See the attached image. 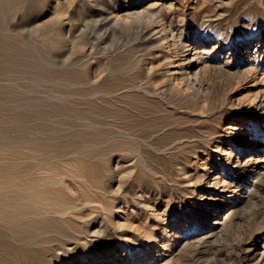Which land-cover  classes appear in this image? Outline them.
<instances>
[{"label": "rangeland", "instance_id": "1", "mask_svg": "<svg viewBox=\"0 0 264 264\" xmlns=\"http://www.w3.org/2000/svg\"><path fill=\"white\" fill-rule=\"evenodd\" d=\"M22 4L23 7L19 5L21 9L16 7L9 13L7 21L3 23L9 30L2 27L0 35L3 37L5 32H9L5 34L8 39H15V44L23 41V45L16 44L18 54L26 58L40 54L49 62L46 68H35L37 72H41L38 75L31 69L32 63L24 61L23 64L16 60V67L4 70L0 75V90L2 88L3 91H0V101L3 102H0V228L2 224L4 226L0 229V264H249L239 253V249L244 241L253 248H264V178L262 182L255 181L259 185L256 191L243 196V191L239 192L236 198L238 212L233 223L216 243L189 245L182 239L181 233L190 230L193 219L203 204L211 206L201 199V194L205 193V181L202 180L217 172L223 176V171L231 168L223 166L231 158L229 155L225 156L223 150L229 144L238 146L242 142L231 136L233 131L227 133L226 126L231 123V118H244L249 125H255L257 133L260 132L259 115L252 113L250 107L254 93L251 90L259 88L261 84L247 79L237 86L241 73L240 76L212 75L209 76L212 82L208 77L209 92L205 95L196 92L181 80L182 70L178 61L185 48H181L176 36L181 34V39L187 41H206V47L221 42L223 48L221 54L217 55L220 66L228 61L231 51H239L241 44H252L250 56L256 57V60H250L255 62L260 74L264 72V42L258 48L255 46L264 32V0H24ZM152 4H156L155 9L151 8ZM127 6H137L140 10L147 8L152 13L138 20L132 18L127 23L116 24L114 20L117 15L120 16L122 9ZM206 20L212 23V28H206L207 33L204 32L206 25L202 24ZM170 26L175 32L174 38L165 30ZM6 35L4 39L7 38ZM159 38L162 40L158 41ZM20 58L22 57L19 55ZM234 62L232 59L224 67L232 68ZM58 67L63 68L60 71ZM61 77L70 86H66V83L49 85ZM28 80L32 82L31 86ZM39 80L42 83L38 84ZM229 85L231 89L237 87L233 89L234 92L229 89ZM17 88L20 90L17 91ZM48 88L52 91L47 92ZM56 89L58 90L55 91ZM162 91L165 102L152 96ZM57 92L60 94H56ZM230 94L238 99L235 102L239 106L234 107L235 104L228 98ZM66 95L69 97L66 98ZM87 95L91 97H85ZM94 95L96 96L93 97ZM32 99L34 101H30ZM45 109L48 110L44 111ZM50 120L51 124H48ZM9 122L12 126L8 125ZM17 122L19 125L15 124ZM115 122L121 125H115ZM108 126H113V130H108ZM87 128L89 129L86 130ZM65 129H68L67 133ZM39 136H42L41 139ZM111 137L114 142L116 140L115 143L111 142ZM126 138L131 139L129 141L132 145L128 142L127 146V141L124 142ZM24 139L27 141L24 142ZM120 142L126 147L120 145ZM243 143L251 148L248 139ZM149 146H155V149H150ZM14 152L17 154L13 155ZM16 156V159L13 158ZM18 159L22 161H17ZM117 161L122 169L116 175L114 169ZM22 167L24 169L20 170ZM16 169L21 172L18 174ZM21 176L25 177L22 181ZM15 177L19 179L16 180ZM195 178L199 181L197 186L194 185ZM248 178H253V174L248 176L244 173L240 177L241 184L245 185ZM253 180L250 179L251 182ZM16 191H25V196L26 193L28 196L25 198L30 197L31 202L39 203L40 208L37 204L33 206L37 205L39 209H36H42L41 212L38 213L29 204L27 206L25 202H30L29 199H17ZM231 191L233 190L226 191L214 204L215 210L226 207V200L232 196ZM36 194L42 196L40 199L46 200H40ZM246 195L251 198L247 199ZM39 214L42 215L38 216ZM9 218L23 221L28 227L26 232L22 235L14 234L12 227L16 222ZM212 220L214 217L207 216L204 223L211 225ZM96 231L99 233H95ZM10 236L13 240L9 239ZM13 241L20 244L16 245ZM14 254L17 255L16 261ZM203 254L206 255L203 257ZM228 254L235 258L227 261ZM253 263L262 264L263 261L261 263L260 260H254L250 264Z\"/></svg>", "mask_w": 264, "mask_h": 264}, {"label": "bare ground", "instance_id": "2", "mask_svg": "<svg viewBox=\"0 0 264 264\" xmlns=\"http://www.w3.org/2000/svg\"><path fill=\"white\" fill-rule=\"evenodd\" d=\"M23 1L24 0H0V32H2L1 30L6 26V24H4L5 26H3V23H4V21L6 20V18H7V16H9V13L14 9V8H16V7H19V5H21L22 3H23ZM27 1V0H26ZM31 3V2H30ZM38 3V2H37ZM23 5V4H22ZM21 5V6H22ZM25 5V4H24ZM155 5L156 4H152L151 5V8H154L155 7ZM20 6V7H21ZM19 7V9H21ZM23 7V6H22ZM150 7V6H149ZM170 8V7H169ZM122 9V8H121ZM155 9V8H154ZM16 10V9H15ZM14 12V11H13ZM116 12V11H115ZM114 12V13H115ZM149 13H152V11L151 10H149V9H147V8H143V9H141L140 10V8L139 7H137V6H127V7H124L123 9H122V14L120 15V16H118L117 15V19H115V17H114V21H115V23L116 24H119V23H127L128 22V20H130V19H141V18H143L144 16H147ZM159 13V14H158ZM157 14L158 15H160V12H158ZM12 15H13V13H12ZM154 15V14H153ZM115 16H116V14H115ZM149 16V15H148ZM161 16V15H160ZM162 17V16H161ZM164 19V18H163ZM148 20V19H147ZM7 21V20H6ZM133 21V20H132ZM136 21V20H135ZM8 22H10V21H8ZM134 22V21H133ZM149 22V21H148ZM158 23V22H157ZM165 23H163V25H164ZM202 24H205L206 26H205V28H204V32L205 33H207V29H210V28H212V23L210 22V21H208V20H206V21H204ZM128 25V24H127ZM3 27V28H2ZM40 27V26H39ZM159 27V26H158ZM165 27V26H164ZM162 28V27H161ZM165 28H167V27H165ZM207 28V29H206ZM5 29H7V30H9L8 28H6L5 27ZM157 29V28H156ZM44 30V29H43ZM47 30V29H46ZM52 30V29H51ZM162 30H163V28H162ZM165 30H168V32H169V35L171 34L172 35V37L174 38V30L171 28V26L168 28V29H165ZM203 30V29H202ZM4 31H6V30H4ZM159 31H160V29H159ZM41 32V31H40ZM40 32H37V33H40ZM47 32V31H46ZM6 33V32H5ZM3 34L4 36L7 34V33H9V32H7L6 34ZM12 33V32H11ZM163 33V32H162ZM50 34V33H49ZM14 36H16L15 34H13ZM36 35V34H35ZM161 35V34H160ZM165 35V34H164ZM167 35V34H166ZM2 35H0V37H1ZM3 36V37H4ZM8 35H6V37H7ZM39 36H40V34H39ZM42 37H43V35H41ZM52 36V35H51ZM3 37H1L3 40H1L0 39V57H1V59H0V75H1V73L5 70H7V69H9V70H11L12 69V67L14 68V67H16V65L18 64V63H16L15 61L17 60L18 62H21L22 61V63L24 62V61H28V62H30V64L32 63V68L31 69H33L34 70V72L36 71L37 72V69L35 70V68H38V67H40V66H44L45 68L48 66V62L49 61H47L46 60V58H44V57H42V56H40V54H39V56H27V58L24 56V55H22V54H18L17 53V50H18V46H16V44H19V43H16L15 44V42H14V40L15 39H8L9 37H7V38H3ZM12 37V36H11ZM18 37V36H17ZM16 37V39H20V38H17ZM44 37H47V36H44ZM49 37L50 36H48V39H49ZM12 38H14V37H12ZM169 38V37H168ZM176 38H178V41H179V45H181V48H185V50L183 51V50H181V51H183V52H181L180 54H181V57H180V60L178 61V65H179V68L182 70V74H181V80L185 83V85H187L189 88H191V89H194L196 92H198V93H200V94H203V95H205L207 92H209V90L207 89L208 88V86H209V81H208V77L209 76H214V75H217V76H222V75H226V74H230V76H232V75H239V73H241V76L238 78V79H240L238 82H236V85L238 86V84L240 83V82H242V81H245V80H247V79H251L253 82H256L257 83V81H259V83L261 84V86L259 87V88H255V89H253V90H251V91H253L254 93H253V96H252V98L253 99H251L252 101V106L250 107L251 108V112L252 113H255V114H258L259 115V124H260V132L259 133H257L256 132V130H255V125L253 124V126H251V125H249L248 123H246V121L244 120V118H241V119H237V117H232L231 118V123L229 124V125H225L226 126V130H227V133H228V131H230V132H232V137H235V138H238V139H240L242 142L238 145V146H232L231 144H229L228 146H227V149H225V150H223V152H224V154H225V156H227V155H229L230 157V159H228L226 162H224V164H223V166L224 167H229V166H231V168L230 169H226V170H224L223 171V173L225 174V175H223V176H221V174H219L218 172L217 173H215V174H212L211 176H209V177H207V178H205L204 176V178H205V180H202V181H205V188H204V190H205V193L203 192V194H201V199H202V201H207V202H209V204H211V206H205L204 204H203V206H201L200 207V209L198 210V213H197V216H195L194 217V219H193V222H192V224H191V228H190V230L188 229V230H185V231H183L182 233H181V237H182V239L183 240H185V241H187V242H185L186 244H192V243H197L198 245H201V244H204V245H208V244H213V243H216V241L218 240V238L226 231V229H227V227L228 226H230L232 223H233V219L235 218V216H236V214H237V209H236V207H237V205H238V201H236V198H237V196H239V192H242L243 191V193H242V196L244 195V194H249L251 191H253V190H255L256 191V189L257 188H259V185H256V184H258V183H255V181L257 180V181H259V182H262L261 180L264 178V72H262V73H260V74H258V72H259V70H258V68L256 67L257 65L255 64V62L253 63L250 59H253V60H256V57H252L251 58V56H250V51H249V49H250V45H252V44H249L248 46H244V44H241L239 47H238V49H239V51L238 52H236V53H233L232 51L230 52V54H229V56L227 57V62L223 65V66H220L219 65V63L220 62H218V57H217V55H220L221 54V49L223 48V46H222V44H221V42H217L216 44H213L211 47L209 46V47H206L207 46V43H206V41H197V40H185V39H181L182 38V35L181 34H177V36H176ZM38 39V38H37ZM44 39V38H43ZM42 39V40H43ZM164 39V38H163ZM41 40V41H42ZM47 40V39H46ZM160 40H162V38H159L158 39V41H160ZM183 40V41H182ZM41 41H39V42H41ZM53 41V40H52ZM171 41V40H170ZM22 43H20L21 45H23V41H21ZM26 42V41H25ZM27 42L29 43V41L27 40ZM36 42V41H35ZM34 42V43H35ZM208 42V41H207ZM264 42V32L261 34V37L259 38V41L256 43V46H255V48H258L262 43ZM44 43V42H43ZM45 43H46V41H45ZM171 43V42H170ZM182 43V44H181ZM19 44V45H20ZM32 44H33V41H32ZM37 44V43H36ZM35 44V45H36ZM25 45H27V44H25ZM45 45V44H44ZM43 45V46H44ZM47 45H49V41H48V44ZM171 45V44H170ZM178 45V46H179ZM28 47H29V45H27ZM26 46V47H27ZM37 46V45H36ZM35 46V47H36ZM160 46H161V44H160ZM172 46V45H171ZM176 46V45H175ZM23 47H25V46H23ZM22 46H21V48H23ZM40 47H42V46H40ZM33 48V49H32ZM32 50H34L35 48H34V46H32ZM43 48H45V46L43 47ZM53 48H54V46H53ZM26 49V48H25ZM28 49V48H27ZM30 49V48H29ZM38 49H40V48H38ZM51 49V48H50ZM178 49V48H177ZM180 49V48H179ZM31 50V51H32ZM36 50V49H35ZM34 50V51H35ZM52 50V49H51ZM20 51V50H19ZM30 51V50H29ZM39 51V50H38ZM41 51V50H40ZM39 51V52H40ZM42 51H43V49H42ZM178 51V50H177ZM176 51V52H177ZM50 52V51H49ZM44 53H46V51L44 52ZM44 53H43V55H44ZM24 54V53H23ZM27 54V53H26ZM47 54V53H46ZM45 54V56L47 57V55ZM19 55L22 57V58H20L19 59ZM176 55V54H175ZM180 56V55H179ZM255 56V55H254ZM232 59H233V61L235 60V62H234V65L232 66V68H226V67H224V66H228L229 64H230V62L232 61ZM177 60V59H176ZM177 62V61H176ZM16 63V64H15ZM23 64H25V63H23ZM52 65V64H51ZM53 66V65H52ZM57 66V65H56ZM177 66V65H176ZM24 67V66H23ZM22 68V67H21ZM43 68V67H42ZM45 68H43V69H45ZM61 68H63V67H61ZM61 68H59L58 67V69L60 70ZM17 69V68H16ZM16 69H14V71L16 70ZM18 69H19V67H18ZM29 69V68H28ZM43 69H41L42 71H43ZM52 69V68H51ZM58 69H57V71H58ZM66 69V68H65ZM30 70V69H29ZM56 70V69H55ZM67 70V69H66ZM71 70V69H70ZM73 70V69H72ZM151 70V69H150ZM235 71V72H232V71ZM32 71V70H31ZM40 71V70H39ZM45 71V70H44ZM43 71V72H44ZM61 71V70H60ZM242 71V72H241ZM262 71H264V70H262ZM116 72V71H115ZM114 72V73H115ZM6 73V72H5ZM22 73V72H21ZM38 73V75H39V73H41V72H37ZM63 73V72H62ZM70 73V72H69ZM114 73H112L111 72V74H114ZM7 74V73H6ZM5 74V75H6ZM10 74V73H9ZM13 74V73H12ZM18 74H19V72H18ZM17 74V75H18ZM29 74V73H28ZM43 74V73H42ZM47 74V73H46ZM65 74V73H64ZM68 74V73H67ZM116 74V73H115ZM118 74V73H117ZM5 75H3V76H5ZM8 75V74H7ZM21 75V74H20ZM27 75V74H26ZM30 76L32 75V74H29ZM34 75V74H33ZM36 75V74H35ZM34 75V76H35ZM44 75V74H43ZM48 75V74H47ZM47 75H46V77H47ZM55 76V75H54ZM119 76V75H118ZM10 77H12V76H10ZM123 77V76H122ZM216 77V76H215ZM0 78H2V77H0ZM5 78V77H4ZM7 78H9V76L7 77ZM16 79H17V77H15ZM25 78V77H24ZM24 78H22V79H24ZM40 78H42V77H40ZM39 78V79H40ZM51 78V77H50ZM218 79H219V77H217ZM223 78V77H222ZM260 78V79H259ZM15 79V80H16ZM34 79V78H33ZM33 79H32V81H33ZM37 79H38V77H37ZM53 79V78H52ZM51 79V80H52ZM116 79H117V77H116ZM211 79L212 78H210L209 77V80H210V82H212L211 81ZM259 79V80H258ZM42 80H44V79H42ZM49 80V79H48ZM51 80H50V82H51ZM57 81L55 82V80H54V82H52V83H50L49 85H51V84H53V83H66V86L67 85H69L70 86V84L68 83V82H65V80H63L62 79V77L61 78H57L56 79ZM175 80H176V78H175ZM179 80V79H178ZM36 81V80H35ZM45 81V80H44ZM53 81V80H52ZM66 81H68V80H66ZM70 81V80H69ZM76 81V80H75ZM180 81V80H179ZM181 81V82H182ZM208 81V82H207ZM229 81V80H228ZM2 81H0V83H1ZM8 82V81H7ZM9 82H11V81H9ZM17 82V81H16ZM27 82H29L30 83V86H31V84H32V82H30L29 80L27 81ZM40 80H39V83L38 84H40ZM71 82V81H70ZM125 82V81H124ZM182 82V83H183ZM219 82H221V81H219ZM232 82V81H231ZM235 82V81H234ZM248 82V81H247ZM35 83V82H34ZM42 83V82H41ZM46 82H44L43 84H44V86L46 85L45 84ZM97 83V82H96ZM96 83H94V84H96ZM214 83H216V82H214ZM5 84H6V81H5ZM20 84V83H19ZM25 84H27L26 82H25ZM36 84V83H35ZM34 84V86H37V85H35ZM74 84V83H73ZM76 84V83H75ZM74 84V85H75ZM88 84H90V83H88ZM120 84V83H119ZM216 84H219V83H216ZM231 84V83H230ZM233 85H235L234 83H232ZM247 84V83H246ZM255 84V83H254ZM1 85V84H0ZM15 85H16V83H15ZM24 85V84H23ZM81 85H82V83H81ZM91 85V84H90ZM97 85V84H96ZM96 85H94V86H96ZM179 85V84H178ZM184 85V86H185ZM240 85V84H239ZM256 85V84H255ZM258 85V84H257ZM10 86V85H9ZM41 86V85H40ZM53 86H55L56 87V85H53ZM63 86H65V85H63ZM63 86H62V88H63ZM79 86V85H78ZM85 86H87V85H85ZM111 86V85H110ZM224 86V85H223ZM230 86V85H229ZM252 86V85H251ZM3 87V86H2ZM18 87V86H17ZM20 87V86H19ZM18 87V88H19ZM28 87H29V85H28ZM33 87V86H32ZM57 87H60V85L59 86H57ZM88 87H89V85H88ZM91 87V86H90ZM97 87V86H96ZM170 87H172V86H170ZM211 87V86H210ZM217 87H219V85H217ZM244 87V86H243ZM256 87V86H255ZM8 88V87H7ZM15 88V87H14ZM17 88V91L18 90H20V89H18ZM21 88V87H20ZM46 88V87H45ZM45 88H43V89H45ZM70 88V87H69ZM73 88V87H72ZM108 88V87H107ZM134 88V87H133ZM132 88V89H133ZM235 88H237L236 86H235ZM235 88H232L231 89V86L229 87V89H231L232 90V92H234L233 91V89H235ZM8 89H10V88H8ZM29 89H31V88H29ZM28 89V90H29ZM37 89H38V87H37ZM36 89V90H37ZM41 89V88H40ZM49 89V88H48ZM65 90H66V88H64ZM91 89V88H90ZM97 89V88H96ZM102 89V88H101ZM116 89V88H115ZM139 89V88H138ZM7 90V89H6ZM13 90V89H12ZM21 90H22V88H21ZM27 90V89H26ZM26 90H24V91H26ZM46 90V89H45ZM58 89H56L55 91H57ZM118 90V89H117ZM190 90V89H189ZM214 90V89H213ZM230 90V91H231ZM250 90V89H249ZM0 91H2V88H1V90ZM4 91H5V89H4ZM24 91H22V93H24ZM41 91H43V90H41ZM52 91V90H51ZM50 91V89H49V91H47V92H51ZM61 91V90H60ZM73 91H74V88H73ZM94 91V90H93ZM101 91V90H100ZM103 91V90H102ZM108 91V90H107ZM134 91V90H133ZM169 91V90H168ZM192 91V90H191ZM217 91V90H216ZM229 91V92H230ZM3 92V91H2ZM21 92V91H20ZM20 92H18V94L20 93ZM61 92H64V91H61ZM72 92V91H71ZM76 92V91H75ZM81 92V91H80ZM96 92V91H95ZM105 92V91H104ZM121 92H122V90H121ZM142 92H143V90H142ZM147 91H145V93H146ZM167 92V91H166ZM218 92V91H217ZM250 92V91H249ZM13 93V92H12ZM17 93V92H16ZM16 93H15V95H16ZM28 93V92H27ZM39 93V92H38ZM38 93H36V94H38ZM54 93V92H53ZM52 93V94H53ZM60 94V92H57L56 94ZM68 93V92H67ZM70 93V92H69ZM68 93V94H69ZM74 93V92H73ZM118 93V92H117ZM116 92H115V94H117ZM152 93V92H151ZM171 93V92H170ZM228 92H226V94H227ZM29 94H30V92H29ZM35 94V93H34ZM55 94V95H56ZM58 94V95H59ZM67 94V95H68ZM77 94V93H76ZM95 94V93H94ZM103 94H105V93H103ZM114 94V95H115ZM229 94V93H228ZM233 94V93H232ZM249 94H252L251 92L249 93ZM25 95V94H24ZM43 95V94H42ZM62 95V94H61ZM66 95V98H68L69 96H67ZM70 95V94H69ZM92 95V94H91ZM112 94H110V96H111ZM118 95V94H117ZM148 95V94H147ZM146 94H145V96H147ZM150 95V94H149ZM163 95H164V92L162 91V92H160L159 94H152V96L153 97H155V99L157 98L159 101L160 100H163ZM208 95V94H207ZM206 95V96H207ZM218 95V94H217ZM1 96V95H0ZM39 96V95H38ZM44 96H45V94H44ZM53 96V95H52ZM65 96V95H64ZM77 96V95H76ZM79 96V95H78ZM77 96V97H78ZM96 95H94L93 97H95ZM100 96V95H99ZM105 96H106V94H105ZM109 96V95H108ZM211 96V95H210ZM225 96V95H224ZM228 96V95H227ZM12 97V96H11ZM37 97V96H36ZM61 97V96H60ZM70 97H72V96H70ZM79 97H81V95L79 96ZM78 97V98H79ZM85 97H91V96H85ZM84 97V98H85ZM98 97V96H97ZM102 97H104V96H102ZM226 97V96H225ZM1 98V97H0ZM28 98V97H27ZM46 98H47V96H46ZM49 98V100L51 99L50 97H48ZM47 98V99H48ZM56 98V97H55ZM65 98V97H64ZM65 98V99H66ZM83 98V99H84ZM147 98V97H146ZM200 98H202V97H200ZM205 98V97H204ZM228 98H230V100H231V103L232 104H235V106L234 107H237L236 105H238L239 106V104H237L238 102H235V100H238V99H235V96L234 95H229V97ZM18 99V98H17ZM53 99V98H52ZM58 99V98H57ZM73 99V98H72ZM81 99V98H80ZM86 99V98H85ZM92 99V98H91ZM110 99V98H109ZM111 99H112V97H111ZM203 99V98H202ZM209 99V98H208ZM1 100V99H0ZM27 100V99H26ZM37 100V99H36ZM40 100V99H39ZM55 100V99H54ZM61 100V99H60ZM82 100V99H81ZM201 100V99H200ZM204 100V99H203ZM207 100V99H206ZM20 101V100H19ZM28 101V100H27ZM30 101H34L33 99L32 100H30ZM43 101V100H42ZM46 101V100H45ZM51 101V100H50ZM61 101H63V99L61 100ZM76 101V100H75ZM110 101V100H109ZM164 101V100H163ZM197 101V100H196ZM229 101V100H228ZM243 101V100H242ZM241 101V102H242ZM1 102V101H0ZM6 102V101H5ZM21 102V101H20ZM48 102V101H47ZM56 102H58V101H56ZM71 102V101H70ZM165 102V101H164ZM1 103H3V102H1ZM23 103V102H22ZM38 103V102H37ZM37 103H34V104H37ZM42 103V102H41ZM67 103V102H66ZM72 103V102H71ZM70 103V104H71ZM81 103H82V101H81ZM108 103V102H107ZM110 103H112V102H110ZM228 103V102H227ZM230 103V104H231ZM10 104V103H9ZM16 104V103H15ZM50 104V103H49ZM63 104V103H62ZM78 104V103H77ZM5 105V104H4ZM19 105V104H18ZM40 105V104H39ZM80 105H82V104H80ZM164 105V104H163ZM12 106V105H11ZM38 106V105H37ZM63 106H65V105H63ZM62 106V107H63ZM70 106V105H69ZM77 106V105H76ZM232 106V105H231ZM242 106V105H241ZM14 107H15V105H14ZM17 107V106H16ZM22 107H24V105L22 106ZM40 107V106H39ZM49 106H47V108H48ZM78 107V106H77ZM233 107V106H232ZM1 108V107H0ZM4 108V107H3ZM25 108H26V106H25ZM28 108V107H27ZM26 108V109H27ZM30 108V107H29ZM239 108V107H238ZM249 108V107H248ZM20 109H21V107H20ZM24 109V108H23ZM31 109V108H30ZM35 109H37V108H35ZM39 109V108H38ZM44 109V108H43ZM60 109V108H59ZM96 109V108H95ZM146 109V108H145ZM8 110V109H7ZM34 110V109H33ZM40 110V109H39ZM48 110V109H47ZM46 109L44 110V111H47ZM54 110V109H53ZM127 110V109H126ZM6 111V110H5ZM12 111V110H11ZM36 111V110H35ZM42 111V110H41ZM51 111V110H50ZM75 111V110H74ZM78 111V110H77ZM76 111V112H77ZM90 111V110H89ZM131 111V110H130ZM129 111V112H130ZM256 111V112H255ZM18 112H19V110H18ZM23 112H25V111H23ZM38 112V111H37ZM37 112H36V114H37ZM117 112H119V111H117ZM135 112V111H134ZM10 113V111L8 112V114ZM79 113V112H78ZM91 113V112H90ZM112 113V112H111ZM22 114V113H21ZM20 114V115H21ZM26 114V113H25ZM41 114V113H40ZM44 114V113H43ZM49 114V113H48ZM110 114V113H109ZM136 114V113H135ZM243 114V113H242ZM11 115H12V113H11ZM11 115H9V116H11ZM17 115V114H16ZM15 115V116H16ZM39 115V114H38ZM90 115H92V114H90ZM96 115V114H95ZM120 115V114H119ZM24 115H22V117H23ZM31 116V115H30ZM37 116V115H36ZM54 116V115H53ZM87 116H89V114H87ZM113 116V115H112ZM7 116L5 115V117L4 118H6ZM25 117V116H24ZM35 117V116H34ZM42 117H43V115H42ZM49 117V116H48ZM134 117V116H133ZM146 117V116H145ZM37 118V117H36ZM55 118V117H54ZM58 118H59V116H58ZM79 118V117H78ZM95 118V117H94ZM131 118V117H130ZM248 118V117H247ZM246 118V119H247ZM15 119H16V117H15ZM37 119H39V118H37ZM133 119V118H132ZM250 119V118H249ZM4 120V119H3ZM45 121V123H47L46 122V119H44ZM48 120H49V118H48ZM47 120V121H48ZM79 120V119H78ZM90 120V119H89ZM98 120V119H97ZM129 120H131V119H129ZM251 120V119H250ZM5 121V120H4ZM12 121V120H11ZM33 121V120H32ZM35 121V120H34ZM43 121V120H42ZM135 121V120H134ZM141 121V120H140ZM148 121H150V120H148ZM8 122V121H7ZM16 122V121H15ZM28 122V121H27ZM104 122V121H103ZM111 122V121H110ZM121 122V121H120ZM130 122V121H129ZM128 122V123H129ZM132 122H133V120H132ZM155 121L153 120V123H154ZM22 123V122H21ZM39 123V122H38ZM43 123V122H42ZM79 123V122H78ZM105 123V122H104ZM113 123V122H112ZM119 123V122H118ZM123 123V122H122ZM125 124H127V122H124ZM142 123V122H141ZM156 123V122H155ZM255 123H256V121H255ZM11 123L9 122V124L8 125H10ZM14 124V123H13ZM15 124H18V122L17 123H15ZM28 124V123H27ZM40 124V123H39ZM48 124H51V120H50V123H48ZM88 124V123H87ZM91 124V123H90ZM109 124V123H108ZM130 124V123H129ZM134 124V123H133ZM138 124V123H137ZM145 124V123H144ZM143 124V125H144ZM159 124V123H158ZM160 124H162V123H160ZM163 124H165V122L163 123ZM0 125H2V124H0ZM19 125V124H18ZM29 125V124H28ZM27 125V126H28ZM45 124H43V126H44ZM57 125H58V123H57ZM67 125H69V124H67ZM115 125H121L120 123L119 124H116V122H115ZM131 125V124H130ZM139 125V124H138ZM221 125V124H220ZM3 126H5V125H3ZM10 126H12V125H10ZM14 126V125H13ZM22 126V125H21ZM27 126H24V127H27ZM56 125H54V127H55ZM90 126V125H89ZM135 126V125H134ZM161 126V125H160ZM37 127V126H36ZM50 127V126H49ZM65 127V126H64ZM78 126H76V128H77ZM98 127V126H97ZM100 127V126H99ZM105 127V126H104ZM113 127V126H112ZM111 127V128H112ZM137 127V126H136ZM140 127V126H139ZM138 127V128H139ZM158 127V126H157ZM162 127V126H161ZM4 128V127H3ZM22 128V127H21ZM46 128H48V127H46ZM66 128H68V127H66ZM73 128H75V127H73ZM79 128V127H78ZM100 128H102V127H100ZM106 128V127H105ZM109 126H108V130H110L111 129ZM114 128H116V127H114ZM135 128V127H134ZM222 128V127H221ZM241 128V129H240ZM30 129V128H29ZM72 129V128H71ZM70 128H69V130H71ZM79 129H82V127H80ZM89 128H87L86 130H88ZM119 129H120V126H119ZM122 129V128H121ZM26 130H27V128H26ZM38 130V128H36V130L35 131H37ZM66 130H68V129H65L64 131L66 132ZM84 130V129H83ZM86 130H84V131H86ZM92 130H93V128H92ZM111 130H113V129H111ZM223 130H225V129H223ZM23 131V130H22ZM30 131H32V130H30ZM45 131V130H44ZM60 131V133H61V129L59 130ZM94 131V130H93ZM116 131V130H115ZM122 131V130H121ZM120 131V132H121ZM136 131V130H135ZM134 131V132H135ZM217 131V130H216ZM27 131H25V133H26ZM46 132V131H45ZM54 132V131H53ZM68 132V131H67ZM66 132V133H67ZM72 132H74V131H72ZM78 132V131H77ZM82 132V131H81ZM98 132V131H97ZM103 132H105V131H103ZM120 132L118 133V134H120ZM15 132L13 131V134H14ZM24 133V132H23ZM22 133V134H23ZM49 133V132H48ZM50 133H51V131H50ZM49 133V134H50ZM58 133V132H57ZM62 133H64L63 131H62ZM122 133H124L123 131H122ZM150 133H151V131H150ZM217 133V132H216ZM29 134V133H28ZM127 134H129V133H127ZM127 134H126V136H127ZM214 134V133H213ZM226 134V133H225ZM35 135H37L36 133H35ZM53 135V134H52ZM63 135V134H62ZM66 135V134H65ZM68 135V134H67ZM77 135V134H76ZM81 135V134H80ZM93 135H94V133H93ZM133 135H134V133H133ZM151 135H152V133H151ZM30 136V135H29ZM38 136V135H37ZM55 136V135H54ZM64 136V135H63ZM72 136V135H71ZM74 136V135H73ZM84 136V135H83ZM104 136H106L105 134H104ZM113 136H115V135H113ZM116 136H118V135H116ZM120 137H121V134L119 135ZM125 136V135H124ZM123 136V137H124ZM218 136V139H219V135H217ZM32 137V136H31ZM40 137V139H41V137L42 136H39ZM44 137V136H43ZM67 137V136H66ZM75 137V136H74ZM93 137V136H92ZM101 137V136H100ZM110 137V136H109ZM108 137V138H109ZM133 137V136H132ZM131 137V138H132ZM135 137V136H134ZM133 137V138H134ZM210 137H212V136H210ZM15 138V137H14ZM22 138V137H21ZM29 138V137H28ZM53 138V137H52ZM56 138V137H55ZM107 138V139H108ZM112 138L113 137H111V142L113 143L114 141L112 140ZM122 138V137H121ZM125 138V137H124ZM129 138H130V136H129ZM128 138V140H127V138H126V140L124 141V142H126L127 141V146H128V142H129V144L131 143V141H129V140H131V139H129ZM135 138H137V137H135ZM147 138V137H146ZM150 138V137H149ZM148 138V139H149ZM213 138V137H212ZM25 139H26V137H25ZM23 140L24 142H26L27 140ZM32 139V138H31ZM31 139H28L29 141L31 140ZM35 139H37L36 137H35ZM46 139V138H45ZM48 139V138H47ZM95 139V138H94ZM117 139L119 140V141H121L122 142V139L120 140L118 137H117ZM142 139V138H141ZM148 139H146V140H148ZM232 139V138H231ZM246 139H248V143H251V148H248V147H246V145L243 143ZM253 139H255V140H253ZM14 140V139H13ZM50 140V139H49ZM117 140V141H118ZM135 140V139H134ZM143 140V139H142ZM44 141V140H43ZM43 141H39V142H43ZM107 141H109V140H107ZM106 141V143H109V142H107ZM136 141V140H135ZM222 141V140H221ZM1 142V141H0ZM12 142H15V141H12ZM31 142H32V140H31ZM33 142H36V141H33ZM105 142V141H104ZM115 142H116V140H115ZM114 142V143H115ZM120 142V143H121ZM134 142V141H133ZM146 142V141H145ZM220 142V141H219ZM3 143V142H2ZM45 143V142H44ZM51 143V142H50ZM105 143V144H106ZM119 143V144H120ZM143 142L141 141V144H142ZM13 144H15V143H13ZM13 144H11L12 145V147H13ZM42 144V143H41ZM73 144V143H72ZM85 144H87V143H85ZM104 144V143H103ZM103 144H101V145H103ZM104 144V145H105ZM144 144V143H143ZM27 144H25V146H26ZM28 145H30V144H28ZM34 145V144H33ZM36 145V144H35ZM34 145V146H35ZM52 145V144H51ZM54 145H55V143H54ZM77 145V144H76ZM92 145V144H91ZM99 145V144H98ZM120 145H122V143L120 144ZM130 145H132V144H130ZM145 145V144H144ZM150 145V144H149ZM0 146H1V144H0ZM3 146H4V143H3ZM15 146V145H14ZM24 146V145H23ZM23 146H21V147H23ZM24 146V147H25ZM31 146H32V144H31ZM30 146V147H31ZM82 146H85V145H82ZM81 146V147H82ZM89 146V145H88ZM95 146H97V145H95ZM122 146H124V143H123V145ZM151 146V145H150ZM149 146V147H150ZM2 147V146H1ZM0 147V150L2 149ZM5 147V146H4ZM23 147V148H24ZM36 147H37V145H36ZM38 147H40V146H38ZM48 147V146H47ZM99 147V146H98ZM97 147V148H98ZM124 147H126V145L124 146ZM146 147H148V145L146 144ZM170 147V146H169ZM208 147H210V146H208ZM6 148V147H5ZM29 148V147H28ZM45 148V147H44ZM78 148H80V147H78ZM87 148H89V147H87ZM96 148V147H95ZM138 148V147H137ZM152 147H150V149H151ZM171 148V147H170ZM17 150H19L18 149V147L16 148ZM27 149V148H26ZM30 149H32V148H30ZM46 149V148H45ZM83 149V148H82ZM84 149H85V147H84ZM94 149V148H93ZM153 150L155 149V146H154V148H152ZM157 149V148H156ZM24 150V149H23ZM29 150V149H28ZM33 150H36V148H34ZM32 150V151H33ZM37 150H39V149H37ZM48 150V149H47ZM86 150H89V149H86ZM135 150V149H134ZM2 151V150H1ZM25 151V150H24ZM30 151V150H29ZM44 151V150H43ZM161 151V150H160ZM162 151H163V149H162ZM205 151V150H204ZM23 152V151H22ZM35 152V151H34ZM157 152H159V150L157 151ZM24 153V152H23ZM162 153V152H161ZM15 154H17V153H13V155H15ZM25 154V153H24ZM35 154V153H34ZM38 154V153H37ZM21 156H23V155H21ZM35 157V156H34ZM184 157V156H183ZM198 157V156H197ZM13 158H17V156L16 157H13ZM36 158V157H35ZM35 158L34 159H32V160H35ZM228 158V157H227ZM186 160V159H185ZM1 161V160H0ZM3 161V160H2ZM15 161V160H14ZM17 161H22V159L21 160H17ZM17 161H15V162H17ZM24 161H26L25 159H24ZM108 161V160H107ZM183 161V160H182ZM3 162H5V161H3ZM181 163V162H180ZM184 163V162H183ZM22 164V163H21ZM20 164V165H21ZM119 162L117 161V166H116V169H114V170H116V175H117V173L119 174V169H122V166H121V164H120V166H121V168H119ZM1 165V164H0ZM4 165H6V164H4ZM19 165V164H18ZM17 165V169L19 168V166ZM7 166V165H6ZM5 166V167H6ZM186 166V165H185ZM187 167V166H186ZM16 169V170H17ZM22 169H24L23 167L20 169V170H22ZM19 170V169H18ZM17 170V172H18V174L21 172V171H18ZM113 170V171H114ZM124 170V169H123ZM23 171H25V170H23ZM28 171V170H27ZM122 171V170H121ZM120 171V172H121ZM219 171V170H218ZM7 172V171H6ZM26 172V171H25ZM29 172V171H28ZM27 172V173H28ZM213 172V171H212ZM222 172V171H221ZM244 173H246L248 176H250L251 174H253V178H248L249 180L247 181V182H245L244 184L245 185H243V184H241V182H240V177L244 174ZM4 174V173H3ZM115 174V173H114ZM11 175V174H10ZM13 175V174H12ZM28 176H29V174H27ZM111 175V174H110ZM206 175V174H205ZM15 176V175H14ZM22 177V176H21ZM23 178H25V177H22L21 178V181L23 180ZM15 179L16 180H18L19 178H16L15 177ZM250 179L252 180V179H254L252 182L250 181ZM15 181V180H14ZM14 181H11V182H14ZM20 181V182H21ZM189 181V180H188ZM5 182V181H4ZM123 182V181H122ZM264 182V181H263ZM22 183V182H21ZM25 183V182H24ZM190 183V182H189ZM194 185H199V181H198V178H195L194 179ZM27 184V183H26ZM5 185H7V184H5ZM10 185V184H9ZM9 185L7 186V187H9ZM22 185V184H21ZM29 185V184H28ZM40 185V184H39ZM38 185V186H39ZM188 185V184H187ZM189 185H191V184H189ZM188 185V186H189ZM42 186V185H41ZM195 186V187H196ZM1 187H5V186H1ZM25 187V186H24ZM23 187V188H24ZM35 187V186H34ZM30 188V187H29ZM48 188V187H47ZM9 189V188H8ZM13 190H15L14 188H12ZM11 189V190H12ZM16 189H18V188H16ZM20 189V188H19ZM32 189V188H31ZM31 189H29L30 191H31ZM35 189V188H34ZM211 189H213V190H211ZM264 189V188H263ZM2 190H4V189H2ZM1 190V191H2ZM229 190H233V191H231V193H232V196H230L229 197V199H227L226 200V207H224L223 209H220L219 211H217V210H215V205L214 204H216V202H218L219 201V199L224 195V193L226 192V191H229ZM21 191V190H20ZM18 192V191H16V194H15V196L17 197V199H23V198H25V197H28L27 196V193H26V196H25V191H23V192ZM46 191V190H45ZM51 191V190H50ZM258 191V190H257ZM259 191H261V189L259 190ZM28 192V191H27ZM2 193V192H1ZM47 193V192H46ZM257 193V192H256ZM255 193V194H256ZM7 194V193H6ZM24 194V195H23ZM258 194V193H257ZM29 195V194H28ZM35 195V194H34ZM37 195L38 194H36V197H37ZM43 195V194H42ZM116 195V194H115ZM254 195V194H253ZM260 195V194H259ZM258 195V196H259ZM39 196V195H38ZM45 196V195H44ZM247 196V199H250L251 198V196L250 195H246ZM1 197V196H0ZM42 197V196H41ZM40 196H39V199L41 198ZM231 198H233V200H231L230 201V199ZM256 198V197H255ZM254 198V199H255ZM3 199V198H2ZM27 199H31L30 197L29 198H27ZM26 198H25V200H27ZM45 198H43V199H40V200H44ZM200 199V198H199ZM4 200V199H3ZM25 200H23L22 202H25ZM46 200V199H45ZM44 200V201H45ZM7 201V200H6ZM4 202V201H3ZM10 202V201H9ZM30 202H31V200H30ZM30 202H25V203H27V206H28V204L30 205V207L31 206H33V204H37V202L36 203H34V201H32L31 202V204H30ZM248 202H250V201H248ZM10 203H12V202H10ZM45 203V202H44ZM241 203V202H240ZM251 203V202H250ZM12 205V204H11ZM20 205V204H19ZM38 206H39V208H40V204L38 203L37 204ZM37 205H35V206H37ZM42 205H44V204H42ZM41 205V206H42ZM24 206V205H23ZM22 206V207H23ZM35 206H33V207H31L32 209H36V208H38V206L37 207H35ZM198 206V205H197ZM27 208H29V207H27ZM38 208V209H39ZM41 208H43V206L41 207ZM239 208V207H238ZM6 209H9V208H6ZM21 209H23V208H21ZM32 209H29L30 211H32ZM38 209H36V211H38ZM27 210V209H26ZM42 210V209H41ZM41 210H39L38 211V213L39 212H41ZM46 210V209H45ZM45 210H43L45 213L47 212V211H45ZM240 210H241V208H240ZM36 211H35V213H36ZM43 212V213H44ZM6 213V212H5ZM9 215V214H8ZM29 215V214H28ZM32 215H34V214H32ZM36 215V214H35ZM40 215H42V214H39L38 216H40ZM46 215V214H45ZM16 216H18V215H16ZM182 216V215H181ZM207 216L208 217H214V220H212L211 222H212V224L211 225H209V224H205L204 222L206 221V219H207ZM9 217V216H8ZM193 218V217H192ZM8 219V218H7ZM10 219V218H9ZM17 219V218H16ZM19 219V218H18ZM189 219V218H188ZM237 219V218H236ZM12 220H14V222H16V223H14L13 224V227H12V232L14 233V234H18V235H22L23 233H25L26 232V230H27V228L28 227H26V224L22 221V222H18L17 220H15V219H12ZM11 219H10V221H12ZM1 221V220H0ZM21 221V220H20ZM26 221V220H25ZM188 222H189V220H188ZM33 224V223H32ZM35 224V223H34ZM1 225V224H0ZM5 225V224H4ZM39 225V224H38ZM44 225V224H43ZM52 225V224H51ZM49 226V225H48ZM47 226V227H48ZM2 228L4 227L3 226V224H2V226H1ZM2 228H0V229H2ZM6 228V227H5ZM187 228V227H186ZM48 229H50L49 227H48ZM263 230V234H264V228L262 229ZM4 231H7V230H4ZM46 232V231H45ZM36 233V232H35ZM95 233H99V231H96ZM5 234H7V233H5ZM10 235H13V234H11V232L9 233ZM165 234V233H164ZM37 235V234H36ZM224 235V234H223ZM222 235V236H223ZM261 235V234H260ZM179 236V235H178ZM222 236H221V238H222ZM11 236H10V240H11ZM177 239V238H176ZM12 240H13V238H12ZM15 240H17V239H15ZM4 242V241H3ZM12 242V241H11ZM14 242V241H13ZM23 243H24V241H22ZM240 242H242V241H240ZM15 243V242H14ZM13 243V244H14ZM22 243V244H23ZM16 244V243H15ZM18 245L20 244L19 242L17 243ZM16 244V245H17ZM25 244V243H24ZM237 244H240V243H237ZM249 244V243H248ZM215 245V244H214ZM22 246V245H21ZM28 246V245H27ZM26 246V247H27ZM174 246V245H173ZM194 246V245H193ZM193 246H191V247H193ZM219 246V245H218ZM235 246V245H234ZM237 246V245H236ZM18 246H16V248H17ZM20 247V246H19ZM200 247V246H199ZM181 248V247H180ZM202 248V247H201ZM236 248V247H235ZM239 248V247H238ZM1 249H3V248H1ZM179 249V248H178ZM199 249V248H198ZM233 249V248H232ZM16 250H18V249H16ZM183 250V249H182ZM15 251V250H14ZM203 251V250H202ZM238 251V250H237ZM199 253V252H198ZM215 253V252H214ZM231 253V252H230ZM235 253V252H234ZM237 253V252H236ZM239 253H241L242 255H243V257L246 259V261L250 264L251 262H254V260H260L261 261V263H262V261H263V263H264V248H261V249H256V248H253L252 246H250V245H246V243H245V241L243 242V244H241L240 245V249H239ZM202 254V253H201ZM200 254V255H201ZM4 255V254H3ZM16 254H14V256H15ZM198 255V254H197ZM206 254H203V257L205 256ZM210 255V254H209ZM236 255V254H235ZM237 255H238V253H237ZM236 255V256H237ZM14 256H13V258H14ZM193 256H195V255H193ZM240 256V255H239ZM7 257H10V256H7ZM16 257H17V255L15 256V261H16ZM198 257V256H197ZM194 258H196V257H194ZM200 258V257H199ZM212 258V257H211ZM214 258V257H213ZM232 258H235V257H233L232 256V254H228V256H227V261L228 260H231ZM238 258V257H237ZM190 259V258H189ZM201 259H202V257H201ZM241 260H242V258H241ZM196 261V260H195ZM207 261H208V258H207ZM236 261V260H235ZM234 261V262H235ZM243 261V260H242ZM231 262H233V260L231 261ZM239 262V261H238ZM237 262V263H238ZM227 263V262H226ZM262 263V264H263ZM254 264V263H253ZM260 264V263H259Z\"/></svg>", "mask_w": 264, "mask_h": 264}]
</instances>
